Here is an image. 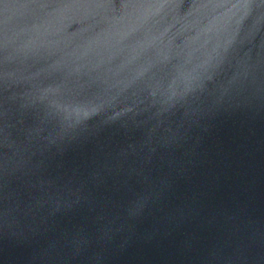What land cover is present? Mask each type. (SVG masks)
I'll list each match as a JSON object with an SVG mask.
<instances>
[{
    "label": "water",
    "instance_id": "1",
    "mask_svg": "<svg viewBox=\"0 0 264 264\" xmlns=\"http://www.w3.org/2000/svg\"><path fill=\"white\" fill-rule=\"evenodd\" d=\"M0 264H264V0H0Z\"/></svg>",
    "mask_w": 264,
    "mask_h": 264
}]
</instances>
